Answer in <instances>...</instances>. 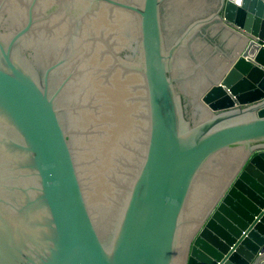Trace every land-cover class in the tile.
I'll return each instance as SVG.
<instances>
[{
	"label": "water",
	"instance_id": "obj_1",
	"mask_svg": "<svg viewBox=\"0 0 264 264\" xmlns=\"http://www.w3.org/2000/svg\"><path fill=\"white\" fill-rule=\"evenodd\" d=\"M0 264H264V0H0Z\"/></svg>",
	"mask_w": 264,
	"mask_h": 264
}]
</instances>
